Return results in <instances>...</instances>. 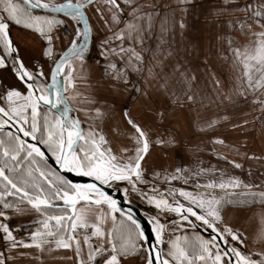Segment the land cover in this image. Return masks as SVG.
<instances>
[{"label": "snow or ice", "instance_id": "obj_1", "mask_svg": "<svg viewBox=\"0 0 264 264\" xmlns=\"http://www.w3.org/2000/svg\"><path fill=\"white\" fill-rule=\"evenodd\" d=\"M179 3L188 5L191 0ZM149 7L153 11L145 12L136 0H0V70L11 72L20 84L0 85L4 88L0 91V264H264V251H244L247 237L225 223L224 204L231 201L209 191L243 186L247 195L264 200L261 185L230 176L219 182L197 180L194 190L175 187L173 181L187 185L189 180L218 170L176 166L172 172L157 171L155 164L149 165V134L127 106L120 112L130 130L127 144L115 147L95 126L108 112L102 107L74 106L77 97L83 96L77 88L79 71L97 24L111 33L99 43L104 76L113 87L123 85L128 90L131 86L135 93L141 91L126 69L131 66L138 72L143 63L133 45L144 43L154 16L160 15L157 5ZM125 12L129 19H125ZM219 13L229 17L230 31L249 37V43L242 46L238 41L233 46V39L227 38L228 51L242 66L238 91L246 98L249 91L264 89V0H223ZM121 24L123 27H117ZM166 24L165 16L162 33L167 32ZM179 28H185L182 20ZM160 39L163 43V35ZM29 43L38 44L41 54L32 68L21 56ZM60 45L64 47L58 50ZM114 58L123 62V67ZM179 78L186 86L184 97L172 92L169 98L173 105L182 107L185 102H194L196 94L191 88L196 77L179 72ZM219 83L215 81L217 86ZM161 87L167 90V81ZM79 103L96 104V100L84 97ZM80 112L92 121L87 131L82 127L84 121L74 115ZM155 115L163 121L167 114L158 109ZM112 131L119 134L118 128ZM211 142L229 147L220 138ZM155 143L167 148L183 142L169 134ZM231 148L242 159L264 160V156L241 153L235 145ZM213 154L235 169L244 168L243 162L215 148ZM49 158L59 170L49 165ZM150 167L151 181L147 175ZM219 171L223 177V170ZM63 173L87 177L89 182L75 183ZM110 189L129 204L134 194L155 209L146 213L150 233L131 208L125 211ZM169 215L171 226L164 222ZM20 217H31V224L12 223ZM189 230L191 236L175 235ZM201 230L209 232V237Z\"/></svg>", "mask_w": 264, "mask_h": 264}, {"label": "crops", "instance_id": "obj_2", "mask_svg": "<svg viewBox=\"0 0 264 264\" xmlns=\"http://www.w3.org/2000/svg\"><path fill=\"white\" fill-rule=\"evenodd\" d=\"M243 2L244 0H241V3ZM136 3L143 5L145 12L153 11L149 5L155 4L159 8L160 15L154 16L151 32L145 33L144 43L142 45H133L136 49L142 48L143 52L145 71L142 77L143 87H139L141 91L135 93L130 88L125 94L113 90L112 95L116 97V100L119 103L123 100L122 109L127 106L133 117V113L137 112V104L141 105L144 111L149 110L151 112L152 104L159 102L158 97H168L172 93L168 74L162 71L153 72L152 64L164 65L172 63L176 65V69L177 67L179 68L176 76L171 80L176 79V90L181 91L179 94L182 95L185 93L183 91L185 85L179 82V72H185L189 76L194 75L196 77L195 81L192 82L191 88L192 93L196 94L194 102L189 106L179 107L172 119H164L163 121L155 119L156 125L152 129V125L141 117L145 123L144 128L152 141L149 148V165L155 164L157 171L166 169L168 172L174 171L176 166L191 170H195L197 167L205 169L215 168L218 170L215 172L210 171L199 178L189 180L187 185L181 181H173V185L178 188L194 190L192 186L197 180L200 183L210 180L219 182L221 179L226 180L230 176L238 177L246 184H259L264 188V160L249 161L242 159L231 148V146L235 145L240 149L241 153L246 152L264 156V104L260 103V101H264V89L255 92L249 91L246 98L239 95L242 66L234 62L232 53L228 51L227 45L228 37L233 39V46H236L237 41L241 46L248 44L249 37L241 35L238 31L232 32L228 29L227 20L229 17L226 14L222 15L219 13L223 0H191L188 5H181L179 0H136ZM165 5H168V7L165 8ZM124 15L125 19H129L127 12ZM240 15L242 16V14ZM165 16L167 17V24L164 26L167 28V32L162 33V18ZM93 17L95 18V16ZM181 20L185 24L183 30L179 28ZM92 23H94L93 18ZM96 27L99 35L94 42L93 53L95 57L104 60V57L100 55L99 43L100 40L110 36L111 33L101 28L99 24ZM117 27H123V24ZM115 30L116 27L113 28V31ZM68 33L70 34L69 31ZM65 34L64 30L61 29V35ZM161 35L164 38L163 43L160 39ZM116 43L119 42L117 41ZM125 44L127 45V42ZM63 47L64 45H60L58 50ZM147 48H158L159 53L150 52ZM169 49L171 55H167ZM172 49H175V52ZM21 56L24 63L29 68H32L37 60H41L39 45L34 46L29 43L27 49L21 51ZM96 66L90 64L87 58L79 71V76L81 77L79 81L91 80L92 82L88 83H93L98 80L101 77V73L98 72ZM128 76L132 77L131 74H128ZM216 80L220 82L218 86L215 84ZM166 81L168 84L167 90L161 87ZM0 85L9 87L20 86L14 75L5 70H0ZM83 85L80 82L77 84V88L83 96L77 97V102L74 106L89 108L93 104H80L79 101L84 97L94 99L95 97L88 95V90L83 93L82 91L85 90ZM101 88L102 85L100 84L96 87L97 90H101ZM3 90L4 88L0 87V91ZM143 94L146 97L148 96L149 99L138 102V98ZM99 101L104 102L100 98ZM109 103L112 104L111 102ZM134 104L135 106L133 107ZM162 109L166 114L168 113L167 106ZM117 117L123 122L122 117L116 115L110 119V125L113 128L125 131L123 124L116 120ZM135 119L139 121L137 118ZM212 121L216 122L215 126L208 128L207 125ZM88 123L90 124L91 122ZM140 124L143 127L141 122ZM124 125L126 124L124 123ZM202 127L206 130L200 131L199 129ZM169 134L177 136L183 143L177 147L167 148L155 143L157 138H166ZM115 137L116 139L112 141L114 147L126 142L123 136ZM215 138L223 139L229 147L214 145L211 141ZM213 148L218 152L227 154L230 159L243 162L244 168L242 170L235 169L225 161L218 159L213 154ZM219 170H223V177ZM249 171H251V175H249ZM147 175L151 180V167ZM157 183H161V181H157ZM167 186L166 184L164 185V187ZM209 191L223 197L225 201H231L224 204V220L228 225L239 228L244 236L247 237L246 247L243 250L250 253L264 251V239H260L261 235L264 234V200H261L258 196L247 195L248 190L244 189L243 186L236 189L221 190L217 188ZM31 219V217H20L14 219L12 223L23 224L28 227L31 224ZM179 233H182L180 236H183V234L191 236L190 230L188 233L177 232V234ZM20 235L26 237L25 232H21ZM56 264H70V262H56Z\"/></svg>", "mask_w": 264, "mask_h": 264}, {"label": "rangeland", "instance_id": "obj_3", "mask_svg": "<svg viewBox=\"0 0 264 264\" xmlns=\"http://www.w3.org/2000/svg\"><path fill=\"white\" fill-rule=\"evenodd\" d=\"M92 18H93L94 23L96 24L95 18L94 17H92ZM68 31L71 33V29L70 28L68 29ZM98 35H99V32L95 31V34H94V37L92 39L90 50L88 52L87 58L89 59V63L90 64L97 65L96 67H97L98 72L101 73V77L98 80H96L95 82H93V83H88V82H92L91 80H88V81H85V82L84 81H79V82H80V84H84L83 87H85V88H83V89H85V90L82 91L83 93L87 92V90H88V92H87L88 95H91V96L95 97L96 104L91 105L89 108L102 107L103 109H105L108 112V117L103 122L97 120L96 123H95V126L98 129H102L104 134L106 135V137L110 141H113L114 139H116L115 136H123L125 138V141H126L123 144H127L126 136H127L128 132L130 131L128 129V127L126 125H124V123L121 122L120 119L117 117L116 120L119 121L120 124H123V128H125L126 130L122 131L121 129H119V134L114 133L112 131V129H114V128H113V126L110 125V119L113 116H116V115H119L121 117L120 112H121L122 106H123L122 105L123 104V100L120 101V103H119V101L116 100V97L112 95V93L114 92L113 90L120 91L121 93L127 94V92L130 90L131 86H129L128 90H125L123 85H118L116 87H113V82L110 81L107 77L104 76L105 61L104 60H100V58H98V57H95L94 53H93L94 42L97 40V36ZM147 49L150 52L159 53V49L158 48L157 49L147 48ZM137 51L141 55H143L142 48H137ZM172 51L175 52V49H172ZM169 52H170V49H169ZM98 59H99L100 62L98 61ZM114 59H115V62L119 66L123 67V62H121L119 59H116V58H114ZM125 59H127V57ZM94 61L95 62L97 61V62L95 63ZM147 66H149V65H147ZM151 66H152V71L153 72L162 71V72L168 74V76L170 77L169 84L171 85V88H172L171 92H175L177 95H179L182 98L184 97V94L183 95L179 94V92H181V91L176 90V79L174 78L173 80H171L174 76H176V73H177L176 65H174L172 63H169V64L167 63V64H164V65L152 64ZM47 68H48V65L46 64V70H47ZM126 71H127V74H131L132 75V77H130L131 81L137 87H143V85H142L143 84L142 77H143V72L145 71L144 63H142V65H140V71H138V72L137 71H133L131 66H128ZM98 84L102 85L101 90H97L96 89ZM179 85H181V83H179ZM185 87H184L183 91H186ZM169 97H170V94L168 95V97H166V96L158 97L159 102H155V103L152 104V106H151L152 111L151 112H149V110L144 111L143 107L141 105L137 104L136 108H137V112L138 113L137 112L133 113L134 117L137 118L142 123L143 127H144L145 123L142 120V118L148 124L152 125V129H154L155 125H156L154 120L157 119V117L155 115L156 111L158 109L164 108V106H167L168 107V113H167V117L165 119L166 120L172 119V117L174 116L176 110L179 107H181V106H179V104L173 105L171 103V100H170ZM99 98L103 99L104 102H100ZM145 99H149V97L148 96L146 97L143 94V95L140 96V98H138V102L143 101ZM109 102H111L113 105L110 104ZM135 104L133 105V107L135 106ZM189 105H191V104H188V103L185 102L182 107L189 106ZM84 108H87V107H84ZM90 114L91 113H89V115ZM139 114H140V116H139ZM74 115H78V117L80 119L82 118V121H84V123L82 124V127L85 129V131H87L88 127H89V123L88 122L92 123V121H89V120L86 119V114L84 112H80V113H77V114L74 113ZM85 121H88V122H85ZM171 219H172V215H169V216L166 217V219H164V222H167L170 225ZM181 234L182 233H179V234L175 233V235H181ZM204 237L208 238L206 236H204Z\"/></svg>", "mask_w": 264, "mask_h": 264}, {"label": "water", "instance_id": "obj_4", "mask_svg": "<svg viewBox=\"0 0 264 264\" xmlns=\"http://www.w3.org/2000/svg\"><path fill=\"white\" fill-rule=\"evenodd\" d=\"M91 41H92V39H90V41H89V47L91 45ZM48 163L52 168L59 170V166L56 164L54 159L49 158ZM63 174L68 176V178L73 180V182H75V183H87V182H89V178H87V177H77L72 173H63ZM109 191L113 195H115L118 200H120L121 206L125 209V211H127L129 208H131L133 213L136 215V218L139 219L141 221V223L145 225L147 231L150 233L151 232V226L147 224L146 213L154 212L155 209L153 207L145 204L144 202H142L138 198H136L134 194L132 196V202L129 204L128 202L124 201L123 196L120 194H117L114 189H110ZM201 234L203 236L209 237V232L201 230Z\"/></svg>", "mask_w": 264, "mask_h": 264}, {"label": "built area", "instance_id": "obj_5", "mask_svg": "<svg viewBox=\"0 0 264 264\" xmlns=\"http://www.w3.org/2000/svg\"><path fill=\"white\" fill-rule=\"evenodd\" d=\"M0 250H3V242L0 241Z\"/></svg>", "mask_w": 264, "mask_h": 264}]
</instances>
